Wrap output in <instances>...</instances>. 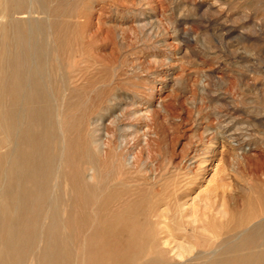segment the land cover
I'll list each match as a JSON object with an SVG mask.
<instances>
[{"label":"rangeland","instance_id":"rangeland-1","mask_svg":"<svg viewBox=\"0 0 264 264\" xmlns=\"http://www.w3.org/2000/svg\"><path fill=\"white\" fill-rule=\"evenodd\" d=\"M43 1L45 13L21 19L45 36L48 60L36 62L51 124L28 128L25 110L16 134L0 133V153L16 149L20 196L44 198L28 214L0 204V264H118L135 252L140 263L248 264V253L262 255L251 229L264 218V0ZM40 136L41 157L54 155L47 177L32 158ZM164 235L187 246L183 260L157 250ZM52 246L64 263L47 259Z\"/></svg>","mask_w":264,"mask_h":264},{"label":"bare ground","instance_id":"bare-ground-1","mask_svg":"<svg viewBox=\"0 0 264 264\" xmlns=\"http://www.w3.org/2000/svg\"><path fill=\"white\" fill-rule=\"evenodd\" d=\"M46 1H43V2L47 3ZM49 3L50 2L48 0V4ZM50 6L51 5H49V7ZM44 11H45V8H44V5L42 4V0H0V62L2 61V63H0V133H2L4 135L5 140H8L9 137H10V135L16 134V132L18 130L17 128L20 127V125L17 127L18 123L23 120V117L25 115H27V113L26 114H23V112L25 110L28 111L29 114L32 116L31 119L27 118L28 120L26 119L24 121V122L27 123V127L28 128L34 126L35 124H37V125L39 124L40 125L42 122L45 124L46 127H48L51 124L50 112H51V107L52 106H51L50 101H48L49 95L47 93V89L44 86L45 83L43 84V81H44L43 80L44 79L43 78V76H44L43 75V68H41V66L39 65V63L36 62V61H40L41 62L42 60L44 61L45 58L47 57V50H46V46L44 44L45 36H44V39H43L42 38V34H41V30L39 28V22L37 21V19L35 20L37 22L31 23V24H30V21H28V20L25 21V20L21 19V16H23V13H26L28 15H31V14H34L35 15V13H40V12L42 13ZM31 18H32V16H31ZM29 20H31V19H29ZM48 21H49V19H48ZM49 28H48V30H49ZM47 33H50V31L47 32ZM49 35H52V34H49ZM46 60H48V58H46ZM41 95L46 96V98H47L46 99L47 100L46 103L44 102L43 105L40 104V105H37V106L32 105V101L35 98H37V97L39 98ZM37 132H39V131H37ZM49 134L50 133L47 131L48 138L50 136ZM45 136H46V132H45ZM41 137L42 136H40L39 141H38V143L36 145V147L38 149L40 148L38 150V154L36 153V157H32V158H33L34 161L37 160V162L39 164V167L43 169V172L42 173L44 174V176L47 177L48 176L47 170L50 171V167H52V162H53L54 155L53 154H50L48 152L47 153L43 152L44 153V156L41 157L42 146H43L42 145L43 142H41ZM14 145H15V143H14ZM29 148H30V146H29ZM15 150L16 149H14V147H11V148H7V150L5 152L0 153V176L2 174L5 175V176L7 175V177H6L7 180H6L5 184L4 183H3V185H1L2 183L0 184V187H1L0 188V192L2 193V196L0 197V204L2 206H4V207H9V202H12V203L15 202V203L18 204L19 209H21L24 214H28V213L31 212V209L33 208V204L39 202L42 198H44V194L42 192H40L39 195L34 196L33 198L30 196L28 199H26V198L23 199V197L20 196L19 190L17 188L18 187V183H19L18 182V179H17L18 172H19V164H18V162L12 160L13 158H15L14 157ZM40 150H41V152H39ZM50 150H52V149H50ZM58 151L60 152V150H58ZM19 153H21V152L19 151ZM58 155H59V153H58ZM218 166H219V163L215 164V166H214L215 168L214 169H217ZM21 169H22V167H21ZM51 170L53 171V169H51ZM55 170H57V169H55ZM52 171H51V173H52ZM81 173L77 172V174L79 175V181H80L81 185L84 187V189L87 191V192H82V196H84V198H89V197H91L89 195L90 194V191L89 190H90V188L92 186H90L84 180V178H83L84 176ZM86 173H88V172H86ZM37 175H39V174H37ZM53 175H54V173H53ZM53 175H52V177H53ZM51 181H52V178H51ZM33 182H35V181H33ZM55 183H56V181H55ZM54 185H52V187ZM30 186H29V188H30ZM54 193L56 194V191ZM54 193H53V195H55ZM27 196H29V195H27ZM92 196H93V193H92ZM49 197H50V195H49ZM92 199H93V197H92ZM49 202L50 203L48 205H50L51 203H53L52 198H49ZM55 206H56V203H55ZM48 207L49 206H47V208ZM56 208H57V206H56ZM45 213H47V212H45ZM54 215L55 214L51 215L52 218H53L52 221L55 220ZM58 216H60V215H58ZM44 217H46V216H44ZM36 220L37 219H35V221ZM153 223H155V220H154ZM34 224H35V222H34ZM51 224L52 223L50 222V225ZM54 224L55 223H53V225ZM35 226H36V224H35ZM165 228H167V227L165 226ZM49 229L51 230L52 228L49 227ZM40 232H42V231H40ZM53 232H54V230H53ZM161 232H164V230L161 229L159 233H161ZM137 234H140V233H137ZM142 234H143V232H142ZM145 234H147V233H145ZM145 234H144V236H145ZM251 234L252 235H257L260 238V240L262 241V243L260 245H262V244L264 245V218L263 217L256 224H254V226L251 229ZM16 236H18V235H16ZM135 236H136V234H135ZM137 236L139 237V239H141L140 238L141 234L140 235H137ZM167 237H168V235L159 236V238H157V242L155 240V242L157 243V250H160V251H162L164 253V254H162L160 252L162 255H167V257L169 256L172 259H174L176 257H179L180 259H182L184 257V255H185V253H187V255H188V251L189 250L186 249L187 248L186 245L185 246L184 245H181L182 242H180L181 244L179 242H178L179 244L176 243L175 239H173L172 236H171V238L173 240H171V239H169ZM153 238H154V236H153ZM238 238H240V237H238ZM245 238H246V241L245 242H248L247 239H249V236L248 237H245ZM252 238H254V237H252ZM243 239H244V237H243ZM243 239H239V240H242L243 241ZM131 240H132V238H131ZM234 241H235V239H234ZM242 241H239V242H241L240 243L241 245H242ZM153 242H154V240H153ZM257 242H260V241H257ZM230 243L231 242H229L228 245H230ZM251 243L253 244V242H251ZM52 244H53V241H52ZM148 244H150V243H148ZM247 244L249 245L250 243H247ZM237 245H239V244H237ZM251 245H249L250 248H251ZM254 245H258V244H253L252 245L253 248L255 247ZM240 246H238V248H240L241 250L242 249H245L243 247L241 248ZM246 246L247 245H245V247ZM146 247H149V246H146ZM231 247H230V249H232ZM36 248H37V246H36ZM149 248H148V250H149ZM189 248H192V247H189ZM234 248H235V246L233 247V249ZM257 248H261V247H257ZM52 249H53V246H52ZM144 249H146V248H144ZM247 249L249 250L248 246L246 247V250ZM45 250H46V248H45ZM53 250L54 251H52V252L49 253L47 259L50 258V259H54V260H59V258L62 257V255H63V251H61V248H58L57 246H55V248ZM251 250L254 251L255 248L254 249H251ZM258 250L259 249H257L254 252H257ZM263 250H264V248L262 249V251ZM133 251H134V249H133ZM133 251H132V253H133ZM138 251H139V249H138ZM145 251H147V250H145ZM152 251H153V249H151V252ZM234 251L232 250V252H234ZM254 252H252L251 255H250V253H248L249 256L247 257V260L246 261H249V262H247V263L248 264H264V259L262 258V257H264V255H263L264 254V251H263V254H262L263 256L258 254L257 257H255L256 254H253ZM260 252H261V250H260ZM212 253L214 254V252H212ZM216 253H221V252L218 251ZM144 254L145 253L143 252V254H142L143 255V258H144ZM148 254H150V253L148 252ZM26 255H27V253H26ZM137 255L138 254L136 252H135V255L133 254V257H128V256L125 255V253L119 254L118 255V259H120V262L118 264H171L168 261L167 262L164 261L165 260L164 257H163V262H160V261H162V259L159 261V260H156L155 258L149 257V258H146L145 262L140 263L139 260H138V262L135 260V257ZM211 255L212 254H210V256ZM224 255H226V254H224ZM139 256H140V254H139ZM151 256L153 257L154 255H151ZM203 256H205V255H203ZM159 257H162V256H160V254H159ZM211 257L213 258L214 256H211ZM222 257H223V255H222ZM26 258H27V256H26ZM63 258L64 257H62V260H63ZM140 258H141V256H140ZM194 258H196V257H194ZM199 258H202V257H199ZM218 258L219 257H217V259L216 258L215 259L218 260ZM234 258L235 257H233V259ZM66 259L67 258H65V260ZM60 260H61V258H60ZM224 260H227V259H224ZM239 260L241 262V259H239ZM17 261L19 262L20 259L18 258ZM24 261L26 262V260H24ZM186 261H189L190 262V263L187 262L186 264H191L192 263V261H190V257H189V260L187 258ZM220 261H221V259H219V262ZM223 262H225V261H223ZM63 263H64V260H63ZM211 263H213V262H211ZM214 263H216V262L214 261ZM58 264H60V263H58ZM66 264H69V263H66ZM172 264H185V262H184V260H183V262H176L175 261V263H172ZM225 264H228V263L226 262ZM237 264H239V263H237Z\"/></svg>","mask_w":264,"mask_h":264}]
</instances>
